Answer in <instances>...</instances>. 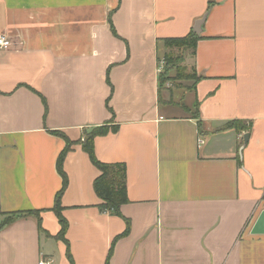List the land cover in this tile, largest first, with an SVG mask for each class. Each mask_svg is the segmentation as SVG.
Instances as JSON below:
<instances>
[{
  "label": "crops",
  "instance_id": "1",
  "mask_svg": "<svg viewBox=\"0 0 264 264\" xmlns=\"http://www.w3.org/2000/svg\"><path fill=\"white\" fill-rule=\"evenodd\" d=\"M191 31L183 104L159 75L164 40ZM0 33V264H71L67 243L74 264H264V0H0ZM237 121L250 132L224 130ZM107 124L95 154L127 166L129 203L99 209L100 173L73 146L57 240L66 143L50 132L76 143ZM32 211L42 231L35 216L1 227Z\"/></svg>",
  "mask_w": 264,
  "mask_h": 264
},
{
  "label": "trees",
  "instance_id": "2",
  "mask_svg": "<svg viewBox=\"0 0 264 264\" xmlns=\"http://www.w3.org/2000/svg\"><path fill=\"white\" fill-rule=\"evenodd\" d=\"M111 28L114 31L113 26ZM200 40L201 37L196 35L194 31H191L186 37L167 39L164 40V43L166 48L171 50L172 52H184V53L191 52L192 57H194L197 49V44ZM165 59H166L165 62L168 67L174 65L173 57L167 56ZM168 67L167 69H165V71H161L159 75V83L161 84V86H164L167 82L166 78L168 79V75L170 72ZM195 75L196 73L194 74V80L197 82L199 79ZM44 104H45V110H47V103L45 100H44ZM109 110L113 114L110 108ZM197 115L198 114L195 115V118H197ZM200 126L201 124L199 123V127ZM250 129H251L250 125L243 124L240 121L231 122L224 126V130H235L237 133H242V132L248 133L250 132ZM118 130H119L118 126L113 125L110 127V125L108 124L103 125L101 127L88 129L84 131L82 140L76 143L71 142L63 133L59 131L50 132L52 135L62 138L66 143L64 150L61 152L57 160V171L60 177L62 178V188L55 196V204L53 208V212L58 218L59 224L61 226V231L56 236L57 240L66 242L65 236L68 230V223L62 215L63 208L61 205L62 196L68 188V178L66 173L64 172V163L67 158V155L71 152L72 147L75 145H81L83 151L89 156V159L93 164V166L100 173L99 177L94 181L93 184V190L96 196L101 201L99 205V209L104 213L109 212L119 217H122L120 209L122 206L129 203L128 194H127V166L125 164L102 163L97 158L94 148L96 138L106 136L107 134H109V132L116 133ZM31 216H35L37 218L39 227L42 231L40 212L37 211L20 212V213L8 215L3 219L1 223V227L5 228L13 224L18 219L27 218ZM125 222H126V230L122 235L117 237L116 240L124 238L129 234L131 225L128 220H125ZM67 246H68L67 248L68 260L70 261L71 264H74L69 251L68 243Z\"/></svg>",
  "mask_w": 264,
  "mask_h": 264
},
{
  "label": "rangeland",
  "instance_id": "3",
  "mask_svg": "<svg viewBox=\"0 0 264 264\" xmlns=\"http://www.w3.org/2000/svg\"><path fill=\"white\" fill-rule=\"evenodd\" d=\"M167 56L173 57L174 59L173 60L174 65H172L171 67H168L165 62L166 60L165 58ZM192 58L193 57H192L191 52H185V53L184 52H172L171 50L167 48L165 49V53H163L162 59H161V69L162 71H165V69H167L168 67V69L170 70L168 79L166 78L167 82L165 84L169 92L180 93V96H181V93H186L187 89L191 90L193 88L195 84L194 74L196 72H195V69L193 68ZM181 89H184V90H181ZM166 95L167 94H165V97H167ZM185 95H186V99L188 100L185 101V103L183 104H188L187 102H189V99L192 98V94L187 92Z\"/></svg>",
  "mask_w": 264,
  "mask_h": 264
},
{
  "label": "water",
  "instance_id": "4",
  "mask_svg": "<svg viewBox=\"0 0 264 264\" xmlns=\"http://www.w3.org/2000/svg\"><path fill=\"white\" fill-rule=\"evenodd\" d=\"M202 24H203V21H200L197 24L196 29H195V31L197 33H199ZM248 140H249V136L245 135V137H244V146L247 145ZM253 234H264V212L258 218L257 223H256V225H255V227L253 229Z\"/></svg>",
  "mask_w": 264,
  "mask_h": 264
},
{
  "label": "built area",
  "instance_id": "5",
  "mask_svg": "<svg viewBox=\"0 0 264 264\" xmlns=\"http://www.w3.org/2000/svg\"><path fill=\"white\" fill-rule=\"evenodd\" d=\"M12 46L11 41L2 33H0V51H5L10 49ZM162 71V69H161ZM199 146L203 145L204 142L199 140ZM39 264H47L45 261H41Z\"/></svg>",
  "mask_w": 264,
  "mask_h": 264
}]
</instances>
